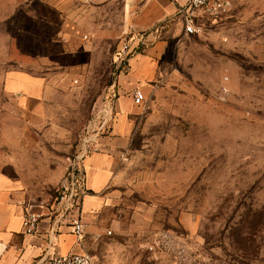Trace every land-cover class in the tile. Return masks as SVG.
<instances>
[{
	"label": "rangeland",
	"instance_id": "rangeland-1",
	"mask_svg": "<svg viewBox=\"0 0 264 264\" xmlns=\"http://www.w3.org/2000/svg\"><path fill=\"white\" fill-rule=\"evenodd\" d=\"M18 3L0 11V158L26 185L25 210L47 214L89 123L133 92L117 89L130 74L118 53L128 46L130 60L149 43L126 26L133 2L128 14L126 0ZM239 3L206 38L169 41L139 86L146 102L84 214L96 264H264V0ZM8 70L48 78L37 114L5 98Z\"/></svg>",
	"mask_w": 264,
	"mask_h": 264
},
{
	"label": "crops",
	"instance_id": "crops-1",
	"mask_svg": "<svg viewBox=\"0 0 264 264\" xmlns=\"http://www.w3.org/2000/svg\"><path fill=\"white\" fill-rule=\"evenodd\" d=\"M107 1L83 0L89 6L104 4ZM185 1L126 0L127 14L131 2L140 6L139 16L133 21H125L127 28L133 33H137L134 35L144 36V41L149 44L129 60L130 74L128 77L119 76L118 90L128 92L139 89V86L149 79L151 74L155 73L158 60L169 41L182 36V23L174 15L177 6L184 4ZM236 3L237 7L235 6L231 12L232 15L229 16V19L235 18L236 13L240 14L239 0H236ZM18 4V0H0V11L6 9L12 13ZM53 6L58 7L55 4ZM48 82V78L34 76L30 71L8 70L1 78V89L5 98L12 103L14 101L13 104L20 112L37 114L38 107L51 95L53 88L49 86ZM143 88L145 89V87ZM132 107L138 108L133 104L131 94L130 97L116 98L100 109V111L110 112V121L106 130L97 140L101 152L89 154L83 160L86 186L89 191V196L84 199L82 205L84 222V214L89 215L100 206L95 195L102 192L110 183L118 165L116 159L118 150L127 146L128 137L132 131L129 118L133 112ZM2 113L0 108V122ZM121 155L124 153L120 154V157ZM26 197V185L15 171L14 164L0 158V264H40V261L47 256L89 253L88 236L93 232L91 227L87 228L84 238L78 242L70 234L68 228L59 227L57 229L50 219L45 218L39 223L37 234H26L23 229L25 213L23 204ZM39 209L41 208H37V211H41ZM93 258L95 257L93 256Z\"/></svg>",
	"mask_w": 264,
	"mask_h": 264
},
{
	"label": "built area",
	"instance_id": "built-area-1",
	"mask_svg": "<svg viewBox=\"0 0 264 264\" xmlns=\"http://www.w3.org/2000/svg\"><path fill=\"white\" fill-rule=\"evenodd\" d=\"M234 10L232 0H186L184 4L178 5L175 18L182 23V37H203L215 32L218 27L230 16ZM86 40V37H84ZM125 46L121 53H118V67L128 69L129 57L132 53ZM133 104L142 107L146 102V96L140 89L132 92ZM110 121V112L102 110L98 112L86 129L79 155L71 163L64 181L55 188L53 203L48 208L47 214L41 211L25 210L23 216V229L26 234L38 233L39 223L42 219H50L57 227L69 229L78 242L85 234L87 224L82 218V205L84 199L89 195L86 186L83 160L89 154L100 153L101 148L97 140L106 130ZM93 126H96L93 128ZM125 155H121L124 159ZM111 233L108 231L107 235ZM152 249V248H151ZM150 249V250H151ZM40 264H96L93 256L87 252L80 254H69L65 256H47L40 261Z\"/></svg>",
	"mask_w": 264,
	"mask_h": 264
}]
</instances>
